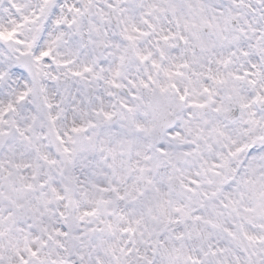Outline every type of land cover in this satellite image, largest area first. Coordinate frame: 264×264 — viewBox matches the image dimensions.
<instances>
[{
  "label": "snow or ice",
  "instance_id": "1",
  "mask_svg": "<svg viewBox=\"0 0 264 264\" xmlns=\"http://www.w3.org/2000/svg\"><path fill=\"white\" fill-rule=\"evenodd\" d=\"M0 264H264V0H0Z\"/></svg>",
  "mask_w": 264,
  "mask_h": 264
}]
</instances>
